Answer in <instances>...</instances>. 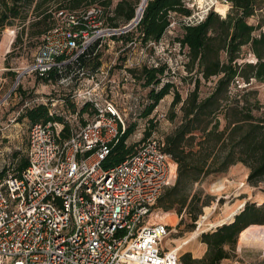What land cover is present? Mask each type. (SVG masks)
Instances as JSON below:
<instances>
[{
    "label": "built area",
    "instance_id": "1",
    "mask_svg": "<svg viewBox=\"0 0 264 264\" xmlns=\"http://www.w3.org/2000/svg\"><path fill=\"white\" fill-rule=\"evenodd\" d=\"M207 10L184 20L198 22ZM102 13L99 6L57 11L26 67L69 94L40 100L61 120L31 124L26 167L0 176V264H184L177 249L163 246L168 224L150 218L175 177L162 143L148 137L122 162L108 169L101 164L127 126L116 96L130 93L129 69L143 63L139 58L116 75L113 61L106 69L100 62L94 72L75 66L89 46L99 49L105 38L138 23L108 27ZM87 101L97 112L81 119L78 107Z\"/></svg>",
    "mask_w": 264,
    "mask_h": 264
},
{
    "label": "trees",
    "instance_id": "2",
    "mask_svg": "<svg viewBox=\"0 0 264 264\" xmlns=\"http://www.w3.org/2000/svg\"><path fill=\"white\" fill-rule=\"evenodd\" d=\"M112 1L0 0V32L5 26H11L17 21L20 28L13 48L21 46L24 33H28L29 40L34 39L31 41L33 45L35 40L54 25L57 11L78 13L91 6L102 8L106 26L120 28L133 19L139 0H118L113 6ZM185 1L147 0L140 20L133 28L107 38L121 40L128 47H132L137 41L142 45L158 42L171 23V13L184 17L192 14ZM223 1L231 4L224 17L209 11L198 22L186 23L184 20L181 23L182 35L176 38L179 45L187 49L186 67L189 71L194 70L195 76L193 88L183 100L178 91H174L171 106L181 103V120L171 132L164 135L161 142L162 150L170 154L173 161L170 163L172 172L176 169L174 184L165 188L154 205L164 211L173 209L178 204L177 212L181 213L185 207L200 201V194L194 190V184L200 183L209 175L226 172L236 163L249 168V182L264 183V111L259 115L254 114L253 111L259 110L261 105L258 99L250 100L246 97L250 91L243 94L240 91L231 92L240 83L249 84L251 80L264 83V31L255 33L261 28L263 17L256 26L246 20L264 0ZM135 32L138 33L137 37H134ZM96 45L97 43L89 46L79 56L75 65L77 68H86L88 72L97 69L100 59ZM243 46H248L254 56L253 61L239 60ZM222 54L224 57H221ZM6 64L8 66V62ZM167 69L166 63L148 66L145 59L141 67L129 69L133 75L138 73L137 77L143 80L144 86H151L148 92L150 103L143 113L146 117L158 101L172 91V82L161 83V77ZM50 76L54 78L58 75L52 71ZM212 78H215L212 90L200 97L201 80L212 81ZM158 85L159 88H156ZM87 111L92 115L97 112V107L87 101L79 108L78 115ZM174 114L172 111L171 119ZM22 116L29 120L30 125L61 120L57 115H50L42 102H35L27 107ZM126 122L124 132L117 141L111 143L109 153L101 162L105 169L125 160L137 147V143L126 144V139L135 127L134 122ZM150 125L153 126L151 120ZM63 131L65 133L61 136L66 138L68 128L64 127ZM150 133V129H145L143 138ZM12 157L17 158L18 152H14ZM27 162V155L20 156L13 173L19 174ZM6 173L5 168L0 170V176ZM200 203L197 214L201 213V207L207 205L208 200L202 199ZM241 208L230 222L222 224L211 233L201 235V241L207 245L206 254L209 255L211 264L227 256L224 245L233 246L243 229L253 223L264 224V203L256 205L245 202ZM197 214L193 220H196ZM183 260L184 264H192L200 259H192L186 253Z\"/></svg>",
    "mask_w": 264,
    "mask_h": 264
},
{
    "label": "rangeland",
    "instance_id": "3",
    "mask_svg": "<svg viewBox=\"0 0 264 264\" xmlns=\"http://www.w3.org/2000/svg\"><path fill=\"white\" fill-rule=\"evenodd\" d=\"M117 1L113 0L112 6ZM185 4L192 13L201 9L205 11L210 7L207 12L214 11L222 17L231 7L229 2L223 0H186ZM222 8L224 13L219 10ZM261 17H263L262 26L255 33L264 31V2L246 20L256 26L261 21ZM184 19L185 17L180 14L171 13V23L158 42L142 45L137 41L135 45L128 47L121 40L105 38L97 52L104 69L113 61L111 71L115 75L118 72L121 73L124 65L133 67L139 58L145 59L148 66L166 63L168 69L161 77V83L165 81L173 83L172 91L161 98L146 117L143 113L146 105L150 103L148 92L151 86H144L143 80L137 77V72H135L136 76L131 73L133 81L128 85L130 93L126 96L121 94L116 96L120 110L126 114V120L135 123L133 131L126 139L127 145L133 143L138 145L147 137H154L162 142L164 135L171 132L181 120V103L174 107L171 106L174 91H178L183 100L193 88L195 76V71H189L186 67L187 49L181 47L176 41V38L182 35L181 23ZM19 28L18 22L15 21L13 25L5 26L0 32V170L5 168L8 173L15 172L14 169L20 156L26 155L30 123L26 117L22 116L25 109L40 100L69 94L66 87H52L51 84L45 83L34 74L26 72V67L31 63L42 35L32 45L31 41L34 39L29 40L28 33H24L21 46L17 45L13 48ZM137 36L138 33L135 32L134 37ZM221 57H224V54ZM239 60H254L248 46L242 47ZM6 62H8V66ZM84 69L86 70V68ZM19 73L21 76L16 79ZM212 79V81L201 80L200 97L206 96L212 90L215 78ZM159 85L156 88H159ZM236 91H240V94L250 91L246 97L250 100L258 99L261 108L253 111L255 115L264 111V83L255 80H251L249 84L240 83L231 89L232 93ZM69 108L72 111L74 106L69 103ZM122 108H125V111ZM172 111L175 116L171 119ZM90 116L91 113L87 111L79 118H89ZM150 120L153 126L150 125ZM145 129H150L151 133L143 138ZM14 152H18V157L13 159ZM174 173L176 177V169ZM248 173L247 166L236 163L230 166L226 172L209 175L200 183H195L194 190L199 192L200 199L208 200V204L201 207L200 214L197 212L201 200L185 207L181 213L177 212L178 204L168 211L153 206L150 218L166 222L169 226V233L163 241V246L168 249H177L183 262V256L189 253L192 259H200L192 264H211L210 257L206 254L207 245L201 241V235L211 233L222 224L230 222L233 219V214L238 213L245 202L256 205L264 203V183L249 182ZM175 177L172 183L165 188L174 184ZM219 183H222V186ZM196 214V220H193ZM252 226L254 228L251 231L254 232L249 239L240 241L238 234L233 246L224 245L227 256L212 264H264V224L253 223Z\"/></svg>",
    "mask_w": 264,
    "mask_h": 264
},
{
    "label": "bare ground",
    "instance_id": "4",
    "mask_svg": "<svg viewBox=\"0 0 264 264\" xmlns=\"http://www.w3.org/2000/svg\"><path fill=\"white\" fill-rule=\"evenodd\" d=\"M147 0H141L138 7L136 8V15L139 16L141 14V12L143 11V8H144V5L146 3ZM222 13H224V9H219ZM221 186H222V183H219ZM233 218V217H232ZM231 218V219H232ZM229 219V220H231ZM228 220V221H229ZM254 228V226L250 225L248 227H246L245 229H243L240 233H239V240L240 241H244V240H247L249 239V237L251 236L252 232L254 231H251L252 229ZM256 229V228H255ZM257 230V229H256ZM255 230V231H256ZM264 233V232H263ZM255 235V234H254Z\"/></svg>",
    "mask_w": 264,
    "mask_h": 264
},
{
    "label": "water",
    "instance_id": "5",
    "mask_svg": "<svg viewBox=\"0 0 264 264\" xmlns=\"http://www.w3.org/2000/svg\"><path fill=\"white\" fill-rule=\"evenodd\" d=\"M141 16H142V12H141V14H140L139 16H137V15L135 14V16L133 17V19H131V20L126 24V26H125L124 28H129L134 22H138V21L140 20ZM20 76H21V73H19V74L17 75V78H16V79H19ZM235 214H236V213H235ZM235 214H233V215H235Z\"/></svg>",
    "mask_w": 264,
    "mask_h": 264
},
{
    "label": "crops",
    "instance_id": "6",
    "mask_svg": "<svg viewBox=\"0 0 264 264\" xmlns=\"http://www.w3.org/2000/svg\"><path fill=\"white\" fill-rule=\"evenodd\" d=\"M235 213H236V212H235ZM235 213H234V214H235Z\"/></svg>",
    "mask_w": 264,
    "mask_h": 264
}]
</instances>
